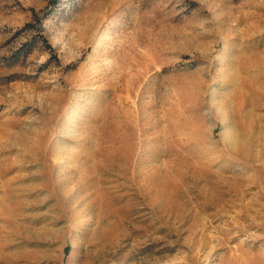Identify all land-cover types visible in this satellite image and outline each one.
<instances>
[{
  "label": "rangeland",
  "instance_id": "rangeland-1",
  "mask_svg": "<svg viewBox=\"0 0 264 264\" xmlns=\"http://www.w3.org/2000/svg\"><path fill=\"white\" fill-rule=\"evenodd\" d=\"M0 264H264V0H0Z\"/></svg>",
  "mask_w": 264,
  "mask_h": 264
}]
</instances>
